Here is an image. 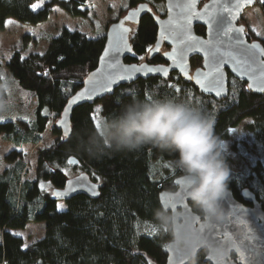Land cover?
Masks as SVG:
<instances>
[{
  "label": "trees",
  "instance_id": "16d2710c",
  "mask_svg": "<svg viewBox=\"0 0 264 264\" xmlns=\"http://www.w3.org/2000/svg\"><path fill=\"white\" fill-rule=\"evenodd\" d=\"M40 4H37L38 2ZM259 0H257L258 2ZM87 0H0V30L8 18L23 24L47 20L53 7L60 6L72 16L88 17ZM147 2L159 15L166 12L164 0H125L121 15ZM39 5L33 9L32 5ZM199 34L205 27L196 26ZM249 34V35H248ZM247 35L250 36V33ZM158 27L150 13L134 25L130 34L132 53L127 62H164V46L154 55ZM106 33L90 36L80 30L63 28L53 36L45 52L24 55L16 50L7 66L19 84L35 92L38 100L33 122L0 121V134L18 144L38 143L54 121L57 135L54 143L38 150L36 176L23 179L26 164L22 150H13L8 160L16 162L0 173V264H164L167 259V235L159 229L155 211L161 208L159 193L175 190V178L183 174L175 166L172 173L159 168L165 161L175 162L174 152L160 146L145 144L135 150H105L103 155L89 152L85 145L87 133L97 125L96 108L104 118L116 113L133 95L141 99L153 92L158 97L190 100L214 118V128L223 139L231 128L245 118H252L247 127L264 146V94L248 90L247 84L229 75L230 91L226 98L216 100L203 94L192 83L173 72L168 78L138 79L116 88L113 94L76 107L71 119V134L66 137L55 126L68 98L83 84L85 76L99 61ZM62 58V59H61ZM201 61L200 57L192 58ZM46 73V74H45ZM179 88V91H176ZM94 117V118H93ZM71 157L78 164L69 163ZM89 173L101 184L98 198L80 194L66 200V208L58 209V199L41 182L53 188L64 187L70 177L67 167ZM162 171V172H161ZM229 187L242 200L244 187L251 188L264 206V165L255 163L252 171H233ZM44 220L45 234L24 246L21 236L7 228L25 227L29 221ZM155 229V231H153ZM201 251L196 264H211ZM193 264V260L189 263Z\"/></svg>",
  "mask_w": 264,
  "mask_h": 264
},
{
  "label": "clouds",
  "instance_id": "9594fccd",
  "mask_svg": "<svg viewBox=\"0 0 264 264\" xmlns=\"http://www.w3.org/2000/svg\"><path fill=\"white\" fill-rule=\"evenodd\" d=\"M145 144L176 154L174 163L184 174L193 209L168 205L155 211L159 229L168 237L165 247L187 252L193 264L201 251L211 264H234L243 242L235 236L219 241L209 231L228 217L223 201L230 193L233 173L225 156L228 142L216 133L214 118L190 100L158 97L155 92L143 99L133 95L94 126L85 141L89 152L100 155L107 149L131 151ZM170 196L180 200L184 193ZM201 222L207 227L202 228Z\"/></svg>",
  "mask_w": 264,
  "mask_h": 264
},
{
  "label": "water",
  "instance_id": "95a60500",
  "mask_svg": "<svg viewBox=\"0 0 264 264\" xmlns=\"http://www.w3.org/2000/svg\"><path fill=\"white\" fill-rule=\"evenodd\" d=\"M189 2V0H164L166 12L164 15L156 14L150 5L147 2H143L139 4L137 7L129 10L127 13L122 15L116 21L111 22L106 31V41L103 48V51L100 55V58L104 55V51L106 48H111V43L114 42L118 36L126 35L127 45L130 46L131 51H128L127 48L121 47V51L118 54L117 59L119 60V64L121 66L127 65H141L147 64L149 67H158L164 66L168 68V75L164 76L162 72H149L145 74V72H135L128 73L125 72L123 67H118L116 70H113L107 66V62L110 60V57H106L104 61L99 58L97 66L88 72L83 80L82 86L75 91L67 100V103L64 107H69V101L72 100L73 97L78 96L80 93L85 92L87 88L91 86V83L94 81L100 80L104 76L111 75L115 79V83L111 85V91H106L105 88L99 87L97 88L94 95H92L91 99H80L77 100L74 104L69 108V113L64 115V109L61 113V117L55 123V126L62 132V134L66 137H69L71 134V119L73 115V111L76 107L85 104V103H94L97 99L104 97L108 94H113L116 88L121 85L128 84L134 82L140 78L147 79L150 77H160V78H168L173 72L178 73L184 80L188 82H192L200 92L205 95L212 96L216 100L224 99L228 96L230 87H229V75L234 76L235 78L246 82L247 87L249 83L252 81L249 78V75H242L241 72H247V68H239L232 62V57L226 55V53L231 52L232 56H235L237 59L243 60L244 57L240 55L241 48L236 46L233 40V37L239 36L242 38L244 42V46H251L253 44L258 45L259 47L253 49L259 57V60H264V53H261L259 50L264 49V42L260 39L249 40L247 37L246 29L247 26L241 23L242 15L244 10L253 6L257 3V0H196L195 11L199 13H207L202 17H195L191 22V33L195 37H199L202 41L213 40L214 43L219 47L220 51L218 53L224 60V63L221 65V73L223 75V88L218 89L221 91V95L217 96L214 91H205V88L208 87L207 83H205L204 87H201L196 83L195 79H189L183 75L181 71L180 64H183L185 70L188 72L189 76L195 77L197 70H202L204 72L210 71V65L206 64V59L211 60V57H206L204 51H200L199 48H195L193 50L187 51L183 57L181 58L179 53L183 48V45L179 44V29L182 23V13L180 7L178 5H185ZM208 6L207 9L205 6ZM228 8V12H224L223 9ZM150 13L155 19V23L158 27V35L157 40L155 42L154 48L158 47L159 49L167 46L164 50L171 52L175 47L177 48L178 60L174 64L168 57L163 55L164 62L161 63H153L149 61L142 62H127L126 58L132 53V44L130 41V34L134 25L138 24L140 19L146 14ZM132 16V19H127L126 17ZM223 18L227 21H230L231 26L234 29L243 28V32H233L230 33L229 36L225 37L223 35L217 36L214 31H210L209 23L210 18H214L219 21L220 18ZM123 22V27L128 28L129 32L127 34L123 33V29L119 27ZM202 25L205 27V34H199L196 31V26ZM115 26V27H114ZM227 27V25H225ZM213 29H215L216 24H213ZM164 32L165 36L169 34H173L177 39V43H173V39L162 38L161 32ZM205 50H209L211 48L210 45H203ZM157 51H154L156 53ZM163 52V53H164ZM200 57L202 63L200 66L193 67L192 58ZM259 60L257 65L254 66L255 74L257 76L260 75V72L264 70V65L259 64ZM114 62V61H112ZM97 69H100V73L97 74L96 77L93 78V81L90 82L89 77L92 73H96ZM119 77H125L120 79ZM130 77V78H128ZM203 79V77H199ZM260 84H254L253 88L249 89L252 92L257 94H264V91H260ZM87 96V93H86ZM61 121H65V123H61ZM67 133V134H66ZM69 160H74L75 163L78 164L79 160L77 158L71 157ZM183 175L181 174L175 178V183L177 188L175 190H162L159 193V200L161 206L171 205L173 207H182L188 211H192L191 202L186 196V182L183 179ZM68 181H72L71 188H74L75 191L70 190V186ZM97 185V192L100 195L101 184L91 178L88 172L82 171L81 173L69 177L66 181L64 187H55L52 190V194L54 192H67V195L55 196L58 200H69L74 196L83 194L90 198H98L99 195L93 196L88 191V185ZM172 192H182L184 196L180 200H173L170 196ZM242 200L235 197L233 191L230 189V193L223 201L224 207L228 210V217L222 223H217L219 225L218 228L214 230V232H227L231 234V236H235L240 241L243 242V251H241L238 255L234 254V264H264V206L263 203L258 199L256 193L249 187H244L241 191ZM202 224V222H201ZM213 236V235H212ZM243 256V258H242ZM193 258L183 250H176L172 248H167V259L164 264H189ZM205 261L211 263V261L205 256Z\"/></svg>",
  "mask_w": 264,
  "mask_h": 264
},
{
  "label": "rangeland",
  "instance_id": "374dc122",
  "mask_svg": "<svg viewBox=\"0 0 264 264\" xmlns=\"http://www.w3.org/2000/svg\"><path fill=\"white\" fill-rule=\"evenodd\" d=\"M124 2L125 0H87L88 17L72 16L60 6H55L50 17L38 24H23L14 18H8L5 28L0 30V121L26 120L33 122L36 117L38 100L35 92L23 88L17 79L10 74L7 66V62L14 51L22 50L24 55L35 52L43 53L47 50L50 39L65 27L83 31L90 36L105 34L108 25L122 16L121 8ZM40 3L39 1L37 4ZM241 23L247 26L248 33L252 37L264 39V0H259L255 5L247 7L242 15ZM201 63L202 60L195 62L192 60L193 67L200 66ZM95 113L96 123L99 124L103 117L99 112L96 111ZM252 120L250 117L245 118L238 126L231 128L228 137L225 138L228 142L225 156L233 171L247 174L254 169L256 162L264 165V146L247 127ZM53 126L54 121L49 124L41 141L36 144H18L15 140L7 138L4 133H1L0 173L15 165L16 162L8 160L7 155L17 149L22 150L26 164L22 178H35L38 150L52 145L57 137L53 131ZM158 165L162 171L169 174L176 166L173 161H165ZM66 170L70 177L83 171L73 166L67 167ZM42 183L48 191L52 192L53 187L50 182L43 181ZM57 205L61 206L60 209L67 206L64 200H59ZM7 229L13 234L21 236L24 240V246H28L43 237L46 222L32 219L25 227Z\"/></svg>",
  "mask_w": 264,
  "mask_h": 264
},
{
  "label": "snow or ice",
  "instance_id": "6c2138e0",
  "mask_svg": "<svg viewBox=\"0 0 264 264\" xmlns=\"http://www.w3.org/2000/svg\"><path fill=\"white\" fill-rule=\"evenodd\" d=\"M195 5H196V0H189V2L185 5H178L181 9L182 13V23L180 25L179 29V44L183 45V48L180 50V57L182 58L183 55L189 51L193 50L195 48H199L200 51L205 52L206 57H211V60L206 59V64L210 65V71L204 72L202 70H197L196 76L191 77L189 76L188 72L185 70V67L183 64H180L181 71L183 72V75L189 79H195L196 83L199 84L201 87L205 86V83H207L208 87L205 88V91H214L217 96L221 95V91L218 89L223 88V75L221 73V65L224 63V60L221 56L218 55L220 49L219 47L214 43L213 40H208V41H202L200 40L199 37H195L191 33V22L192 19L195 17H202L204 15H207V13H199L195 11ZM33 9L39 7V5H32ZM207 5L205 8L207 9ZM224 12H228V8L223 9ZM127 19H132V16L126 17ZM11 23V21H9ZM213 24H216L215 29H213ZM227 25V27L225 26ZM115 27V26H114ZM123 29V33L127 34L129 32L128 28L123 27V22L119 26ZM209 29L210 31H214L215 35L220 36L223 35L225 37L229 36L230 33L233 32H243V28L239 29H234L231 26L230 21H227L223 19L222 17L219 19V21L215 20L214 18H210V23H209ZM161 37L168 39L171 38L173 39V43H177V39L173 34H169L168 36H165L164 32H161ZM234 43L236 46L241 48L240 55L244 57L243 60L237 59L235 56H232V53H226V55L232 57V62L239 68H247V72H241L242 75H249L250 80L252 83L248 84V88L251 89L253 88L254 84H260V91H264V70L260 72V75L257 76L255 74L254 66L257 65V62L259 60V57L253 49L258 48V45H251V46H244V42L241 37L236 36L233 37ZM111 43V48H106L104 51V55L100 58L102 61L105 60L106 57H110V60L107 62V66L113 70H116L118 67H123L125 72L128 73H135V72H145V74L149 72H162L164 76L168 75V68L164 66H158V67H149L147 64H141V65H127V66H121L119 64V60L117 59L118 54L121 51V47L127 48L128 51H131L130 46L127 45V38L126 35H121L118 36L117 39L114 42ZM203 45H210L211 48L209 50H205ZM148 53L151 54L154 51H159V48H153V46H149L147 49ZM261 53H264V49L259 50ZM164 56L168 57L173 63L175 64L178 60V53H177V48H173L171 52L165 51L163 53ZM62 59V58H61ZM138 59L140 61H143L145 59L144 56H139ZM114 61V62H112ZM260 65H264V60H259ZM100 69H97L96 73H92L91 76L89 77L90 82L93 81V78L97 76L98 73H100ZM46 74V73H45ZM199 77H203V79H200ZM120 79H123L125 77H119ZM130 78V77H128ZM115 83V79L111 76H104L98 81H94L91 83V86L85 90V92L80 93L78 96L73 97L72 100L69 101V107H66L64 109V115H67L69 113V108L71 107L72 104H74L77 100L80 99H91L92 95L95 94L97 88L103 87L105 88L106 91H111V85ZM179 88H176V91H179ZM87 93V96H86ZM97 112L99 109L96 110ZM94 118V117H93ZM61 123H65V121H61ZM96 126H99L97 123ZM67 134V133H66ZM69 163H75L74 160H69ZM72 181H68V184L70 186L71 191H75L74 188H71L72 186ZM45 185L42 183L41 188H44ZM97 185H92L89 183L88 185V191L90 192L91 195L96 196L99 195L97 192ZM186 191V189H185ZM53 195L55 196H62V195H67V192H54ZM58 209H60L61 206H57ZM197 220L199 221V217H197ZM202 228H206L207 225L201 224ZM219 225H213L209 231L210 234L213 235V237L219 241H227L230 237L231 234L227 232H214L216 228H218ZM155 231V229H153ZM27 246V245H25ZM179 251V250H178ZM243 258V256H242Z\"/></svg>",
  "mask_w": 264,
  "mask_h": 264
},
{
  "label": "flooded vegetation",
  "instance_id": "af4514ba",
  "mask_svg": "<svg viewBox=\"0 0 264 264\" xmlns=\"http://www.w3.org/2000/svg\"><path fill=\"white\" fill-rule=\"evenodd\" d=\"M246 33L248 34V28L246 29ZM248 35H247V37H248L249 40L260 39V40H262L264 42V39H262V38H255V37H252L251 35L250 36H248Z\"/></svg>",
  "mask_w": 264,
  "mask_h": 264
}]
</instances>
